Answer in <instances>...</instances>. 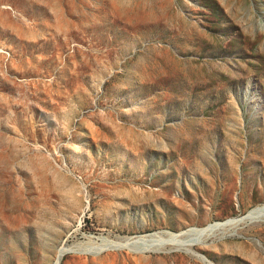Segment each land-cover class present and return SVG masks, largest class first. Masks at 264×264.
Returning <instances> with one entry per match:
<instances>
[{"label": "rangeland", "instance_id": "1", "mask_svg": "<svg viewBox=\"0 0 264 264\" xmlns=\"http://www.w3.org/2000/svg\"><path fill=\"white\" fill-rule=\"evenodd\" d=\"M264 264V0H0V264Z\"/></svg>", "mask_w": 264, "mask_h": 264}, {"label": "bare ground", "instance_id": "2", "mask_svg": "<svg viewBox=\"0 0 264 264\" xmlns=\"http://www.w3.org/2000/svg\"><path fill=\"white\" fill-rule=\"evenodd\" d=\"M67 252L66 249L60 250L56 264H59L60 260L62 259V257L64 256V254Z\"/></svg>", "mask_w": 264, "mask_h": 264}]
</instances>
